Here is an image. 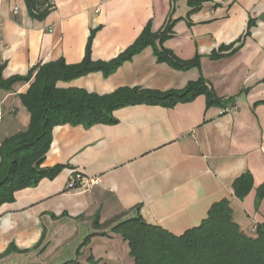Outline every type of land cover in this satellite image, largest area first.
<instances>
[{
  "label": "crops",
  "instance_id": "1",
  "mask_svg": "<svg viewBox=\"0 0 264 264\" xmlns=\"http://www.w3.org/2000/svg\"><path fill=\"white\" fill-rule=\"evenodd\" d=\"M40 1L48 10L43 17L31 16L24 0H0L3 79L60 58L80 62L92 31L91 60L108 61L148 22L158 32L169 19L163 47L180 60L199 56L198 68L178 70L157 62L148 46L107 77L91 72L56 86L100 95L119 87L164 91L202 76L217 97L234 102L207 106L199 94L169 107H120L112 124L54 126L42 166L65 167L0 205V264L74 258L83 264H132L128 242L110 232L111 225L140 215L180 235L223 199L240 229L253 234L264 223V195L256 204L264 183V0H209L192 12L187 0ZM213 53L218 57L211 58ZM31 80L0 89V140L28 126L20 95ZM246 172L252 186L238 198L232 185ZM77 173L94 179L89 189L75 185ZM98 231L107 234L92 235L81 246ZM10 243L17 250L3 254Z\"/></svg>",
  "mask_w": 264,
  "mask_h": 264
},
{
  "label": "trees",
  "instance_id": "2",
  "mask_svg": "<svg viewBox=\"0 0 264 264\" xmlns=\"http://www.w3.org/2000/svg\"><path fill=\"white\" fill-rule=\"evenodd\" d=\"M24 1L31 16L43 17L47 14L46 8L41 9L44 3L40 0ZM205 1L209 0H187L190 12L198 9ZM170 22L168 19V23L158 32H152L151 23L148 22L131 45L108 61L91 60L92 31L84 57L78 63L67 64L60 58L33 66L25 75L3 79L0 74L2 90H10L15 82H28L32 79L27 91L20 95L21 102L30 115L28 126L0 140V205L12 202L16 191L35 187L44 178L53 179L63 170L65 165L62 164L42 166L52 140L51 131L54 126L80 124L89 127L98 123L112 124L116 121L113 111L120 107L134 104L169 107L178 102L190 101L199 94L206 97L207 106L225 108L227 105H233V97H217L202 76L189 81L181 89L164 91L119 87L100 95L81 88L56 86L58 81H71L91 72L100 71L107 77L148 46L153 49L158 62H166L178 70L199 67V56L180 60L163 47L164 40L170 35ZM236 50L232 49L229 55ZM211 56L218 57L215 53ZM232 186L235 195L242 198L252 186L250 173L246 172L237 177ZM263 195L264 183L257 188L256 204ZM95 225L100 228L97 223ZM109 231L119 234L128 242L132 264H264V223L258 224L253 234L244 233L233 220L232 209L226 199L213 203L200 224L180 235L147 223L140 215L111 225ZM95 234L105 235L107 231L89 234L81 246ZM42 239L43 235L36 247L41 244ZM12 249L17 250L10 243L3 254ZM59 264L83 263L74 258Z\"/></svg>",
  "mask_w": 264,
  "mask_h": 264
},
{
  "label": "built area",
  "instance_id": "3",
  "mask_svg": "<svg viewBox=\"0 0 264 264\" xmlns=\"http://www.w3.org/2000/svg\"><path fill=\"white\" fill-rule=\"evenodd\" d=\"M75 181L77 185L84 190L89 189L94 183V179H86L78 173L75 175Z\"/></svg>",
  "mask_w": 264,
  "mask_h": 264
},
{
  "label": "rangeland",
  "instance_id": "4",
  "mask_svg": "<svg viewBox=\"0 0 264 264\" xmlns=\"http://www.w3.org/2000/svg\"><path fill=\"white\" fill-rule=\"evenodd\" d=\"M155 56V55H154ZM156 61H157V59H156ZM158 62V61H157ZM192 68H194V67H192ZM196 68H198V67H196ZM189 69H191V68H189ZM189 69H186V70H189ZM198 79V78H197Z\"/></svg>",
  "mask_w": 264,
  "mask_h": 264
}]
</instances>
